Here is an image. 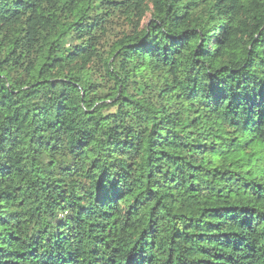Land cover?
Masks as SVG:
<instances>
[{"label":"trees","instance_id":"obj_1","mask_svg":"<svg viewBox=\"0 0 264 264\" xmlns=\"http://www.w3.org/2000/svg\"><path fill=\"white\" fill-rule=\"evenodd\" d=\"M0 264H264V0H0Z\"/></svg>","mask_w":264,"mask_h":264},{"label":"rangeland","instance_id":"obj_2","mask_svg":"<svg viewBox=\"0 0 264 264\" xmlns=\"http://www.w3.org/2000/svg\"><path fill=\"white\" fill-rule=\"evenodd\" d=\"M148 22H149V17H147V18L145 19V22H144V23L146 24V23H148Z\"/></svg>","mask_w":264,"mask_h":264}]
</instances>
